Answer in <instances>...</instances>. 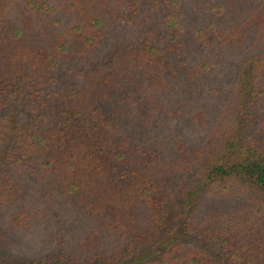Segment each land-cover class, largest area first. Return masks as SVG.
Listing matches in <instances>:
<instances>
[{
  "label": "trees",
  "instance_id": "trees-1",
  "mask_svg": "<svg viewBox=\"0 0 264 264\" xmlns=\"http://www.w3.org/2000/svg\"><path fill=\"white\" fill-rule=\"evenodd\" d=\"M0 264H264V0H0Z\"/></svg>",
  "mask_w": 264,
  "mask_h": 264
}]
</instances>
